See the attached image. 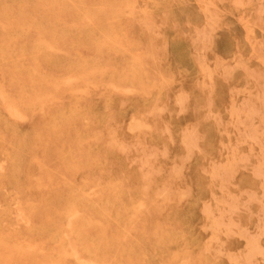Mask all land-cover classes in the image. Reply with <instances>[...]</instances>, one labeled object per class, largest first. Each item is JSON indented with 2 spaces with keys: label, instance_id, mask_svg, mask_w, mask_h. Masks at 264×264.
<instances>
[{
  "label": "rangeland",
  "instance_id": "obj_1",
  "mask_svg": "<svg viewBox=\"0 0 264 264\" xmlns=\"http://www.w3.org/2000/svg\"><path fill=\"white\" fill-rule=\"evenodd\" d=\"M0 264H264V0H0Z\"/></svg>",
  "mask_w": 264,
  "mask_h": 264
}]
</instances>
